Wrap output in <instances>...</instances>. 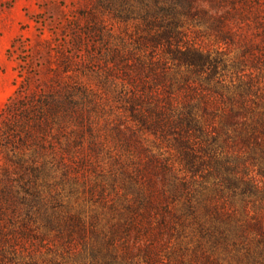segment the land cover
I'll list each match as a JSON object with an SVG mask.
<instances>
[{
  "label": "trees",
  "instance_id": "1",
  "mask_svg": "<svg viewBox=\"0 0 264 264\" xmlns=\"http://www.w3.org/2000/svg\"><path fill=\"white\" fill-rule=\"evenodd\" d=\"M92 2L139 21L137 45L108 53L104 83L121 81L141 130L170 143L181 166L148 153L113 175L112 198L86 175L98 147L86 60L63 53L44 92L22 72L0 114V264H264V0ZM87 21L73 29L75 50L104 35L97 13ZM57 186L110 218L61 214L58 193L50 206L41 195Z\"/></svg>",
  "mask_w": 264,
  "mask_h": 264
},
{
  "label": "rangeland",
  "instance_id": "2",
  "mask_svg": "<svg viewBox=\"0 0 264 264\" xmlns=\"http://www.w3.org/2000/svg\"><path fill=\"white\" fill-rule=\"evenodd\" d=\"M92 12L97 13L103 22L104 35L101 38L87 37L82 49L75 50L73 29L78 27L80 31L86 32L89 27L87 17ZM139 33V21H120L107 13L96 11L92 0H0V114L18 88L22 72L32 71V90L44 92L54 71L62 70L60 58L63 53H73L78 59L82 56L91 69L86 74H79V79L91 92L90 117L94 120L98 141L91 159L92 165L87 166L86 175L92 183L103 181L112 198H115L110 188L113 175H120L124 168L132 169L133 163L144 164L148 153L162 154L177 167L181 166L179 153L170 143L141 130L128 102L130 93L121 81L116 80L111 87L104 83L103 65L109 57L108 53L116 47L131 50L137 45ZM62 76L67 80L65 74ZM141 110L144 111L143 107ZM115 124L122 130L120 133L115 131ZM238 151L232 149L230 154L235 155ZM4 163V156L0 153V165ZM250 174L261 179L257 176L256 168H250ZM41 192L49 206L53 196L59 194L58 199L65 207L59 209L63 215L69 210L83 208L88 221L97 216L101 225L111 216L106 206L104 208L99 203L93 205L87 200L77 201L60 186L43 187ZM119 203L120 206L124 204L123 201ZM45 207L41 205V211ZM19 214L20 221L28 219L24 206H20ZM40 223L38 221L32 227H40ZM37 231L43 232L40 228ZM20 244L17 246H21L19 249L29 247V244ZM44 251V248L38 247L35 255L41 258Z\"/></svg>",
  "mask_w": 264,
  "mask_h": 264
}]
</instances>
